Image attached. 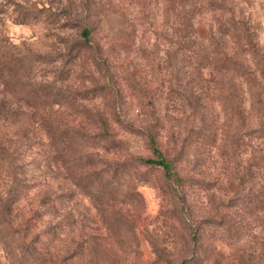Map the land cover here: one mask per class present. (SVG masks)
<instances>
[{
    "label": "rangeland",
    "instance_id": "rangeland-1",
    "mask_svg": "<svg viewBox=\"0 0 264 264\" xmlns=\"http://www.w3.org/2000/svg\"><path fill=\"white\" fill-rule=\"evenodd\" d=\"M254 48L264 0H0V143L28 179L0 264H264L260 140L212 72ZM150 129L181 182L136 161Z\"/></svg>",
    "mask_w": 264,
    "mask_h": 264
},
{
    "label": "trees",
    "instance_id": "trees-1",
    "mask_svg": "<svg viewBox=\"0 0 264 264\" xmlns=\"http://www.w3.org/2000/svg\"><path fill=\"white\" fill-rule=\"evenodd\" d=\"M85 36L88 31L85 30ZM248 54L253 59H258L256 64H243L242 62H229L224 65L212 68L217 70L221 79L226 80V92H227V113L228 121L230 122L229 131L232 132V137L235 140L238 139V132L234 131L231 124L234 120L239 122V126H244L248 133H252L253 136L260 140L258 142L259 147V159L261 161L262 169L264 170V62H261L260 50L254 48L249 50ZM227 57V54H225ZM233 57V56H231ZM231 57H227L230 61ZM0 80L2 82V54H0ZM239 86H243L244 92L249 97L248 109H241L234 102V90L237 89L234 82ZM227 115V114H226ZM228 131V132H229ZM105 132H99V135H103ZM157 134L154 130L148 132V144L152 151L153 156L148 158H137L136 161L144 165H153L162 168L167 179L174 181H182L183 179L179 175L173 165V159L169 158L161 149ZM228 136V135H227ZM226 136V137H227ZM222 147H227L225 144L226 138H222ZM226 142V143H225ZM17 149V148H16ZM16 155L15 148L11 149L8 144L0 143V172L2 169V184H0V223L12 224L15 223L17 218V205L19 198L23 193L22 187H27V177L25 172L19 173L18 168L11 164ZM22 176L24 186L22 183ZM29 187V185H28ZM181 202L185 203L184 195L181 197Z\"/></svg>",
    "mask_w": 264,
    "mask_h": 264
}]
</instances>
